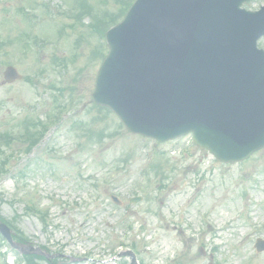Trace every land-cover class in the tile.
<instances>
[{
  "label": "rangeland",
  "instance_id": "374dc122",
  "mask_svg": "<svg viewBox=\"0 0 264 264\" xmlns=\"http://www.w3.org/2000/svg\"><path fill=\"white\" fill-rule=\"evenodd\" d=\"M6 2L11 9L23 7L22 0ZM114 2L120 4L42 0L49 12L32 10L43 20L36 28L24 27L48 43L28 56L18 54L15 34L0 25V44L9 34L13 39L0 60V83L8 65L23 77L0 85V134L20 135L21 124L66 108L29 156L22 141L10 145L0 139V166L7 170L0 172V217L28 246L57 254V264H130L129 257L113 260L128 251L138 264H264V253L253 248L256 239L264 240V149L224 165L190 136L156 143L129 134L116 117L92 107L105 48L101 37L117 21L102 11L115 10ZM262 5L258 0L250 9ZM5 15L0 10V19ZM90 23L98 25L93 34ZM258 47L264 50V38ZM156 161L160 171L151 168ZM136 197L141 201H129ZM3 255L14 264L15 252L0 240V264Z\"/></svg>",
  "mask_w": 264,
  "mask_h": 264
},
{
  "label": "water",
  "instance_id": "95a60500",
  "mask_svg": "<svg viewBox=\"0 0 264 264\" xmlns=\"http://www.w3.org/2000/svg\"><path fill=\"white\" fill-rule=\"evenodd\" d=\"M249 3L137 0L106 33L92 101L133 133L166 141L191 132L218 161L247 158L264 146V10L241 8ZM0 232L20 249L1 223Z\"/></svg>",
  "mask_w": 264,
  "mask_h": 264
},
{
  "label": "trees",
  "instance_id": "16d2710c",
  "mask_svg": "<svg viewBox=\"0 0 264 264\" xmlns=\"http://www.w3.org/2000/svg\"><path fill=\"white\" fill-rule=\"evenodd\" d=\"M125 12V9L121 10L120 14L122 15V13ZM1 221H4L2 218H0ZM17 241L19 242H25V239L22 238L20 235H16V238H15ZM37 260H43L42 258L40 257H37V256H26L24 258V261L26 264H37Z\"/></svg>",
  "mask_w": 264,
  "mask_h": 264
},
{
  "label": "flooded vegetation",
  "instance_id": "af4514ba",
  "mask_svg": "<svg viewBox=\"0 0 264 264\" xmlns=\"http://www.w3.org/2000/svg\"><path fill=\"white\" fill-rule=\"evenodd\" d=\"M7 8H9V3H7ZM10 14H11V12L8 10L6 15H5V18L9 19L10 18Z\"/></svg>",
  "mask_w": 264,
  "mask_h": 264
}]
</instances>
